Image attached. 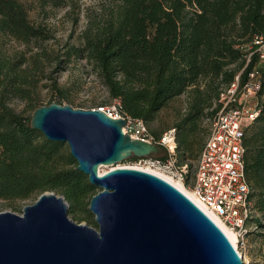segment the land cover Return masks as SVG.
Here are the masks:
<instances>
[{
  "label": "trees",
  "instance_id": "16d2710c",
  "mask_svg": "<svg viewBox=\"0 0 264 264\" xmlns=\"http://www.w3.org/2000/svg\"><path fill=\"white\" fill-rule=\"evenodd\" d=\"M27 11L19 0H0V32L26 44L52 38L29 21ZM259 35L264 36V0H115L83 31L81 44L71 45L64 54L67 60L74 56L92 63L108 95L120 101L121 113L146 122L193 88L189 111L175 127L176 151L182 150L177 162L183 164L202 148L193 134L200 131L197 120L211 107L212 98L218 102L219 91L237 73L241 83L245 81L256 56L243 69V45ZM37 57L30 63L23 54L8 57L0 51V198H37L54 191L64 197L70 213L89 214L97 187L76 169L63 142L47 139L30 126L31 115L23 116L7 103L16 97L26 100L32 112L41 106L34 99L41 64ZM262 78L258 114L243 135V159L254 211L247 225L264 228L255 217L259 213L264 219V64ZM50 80L49 85L59 89L56 79ZM62 98L47 105L62 104ZM220 106L218 102L210 116ZM155 156L165 158L166 153Z\"/></svg>",
  "mask_w": 264,
  "mask_h": 264
},
{
  "label": "water",
  "instance_id": "95a60500",
  "mask_svg": "<svg viewBox=\"0 0 264 264\" xmlns=\"http://www.w3.org/2000/svg\"><path fill=\"white\" fill-rule=\"evenodd\" d=\"M125 119L98 108L52 102L30 126L67 143L76 169L100 188L89 200L97 229L68 217V204L44 191L22 214L0 212V264H242L222 229L163 177L132 166L162 147L123 132Z\"/></svg>",
  "mask_w": 264,
  "mask_h": 264
},
{
  "label": "rangeland",
  "instance_id": "374dc122",
  "mask_svg": "<svg viewBox=\"0 0 264 264\" xmlns=\"http://www.w3.org/2000/svg\"><path fill=\"white\" fill-rule=\"evenodd\" d=\"M27 8L29 21L45 29L52 38L45 41H32L28 44L15 40L9 35L0 32V51L8 57L23 54L28 61H33V56L38 55L40 60L39 78L34 99L39 105H47L50 100H59L64 95L62 102L73 108L89 109L109 106L112 98L108 95L105 87L100 82L96 69L92 63L85 58L72 56L69 60L65 58L64 51L71 45H80L82 33L90 22L105 14L113 5L115 0H19ZM251 43L243 45V51H248ZM46 53V54H43ZM44 55V56H43ZM57 57L59 63L49 62L48 58ZM35 58V57H34ZM233 67V66H232ZM50 79H56L59 89L52 88ZM203 88V85L201 86ZM193 88L171 99L156 114L152 121L147 122L151 133L158 138L160 134L172 127H177L179 121L188 113L194 92ZM260 99V97H259ZM8 105L23 116H30L32 109L28 107L27 101L11 97L7 100ZM218 102L212 98L211 107L204 109V114L197 120L200 131L194 133L197 144H203L209 128L210 111L217 109ZM179 131V129H177ZM63 150L69 151L68 144L64 143ZM182 150L176 151V157ZM160 153H164L162 148ZM198 156V155H197ZM188 160L190 174L194 170L196 158ZM135 160L122 161L112 166L99 167L100 172L117 166H135ZM191 177L188 179L190 182ZM186 187V186H185ZM188 188V187H187ZM100 188L97 187V190ZM189 189V188H188ZM36 198L26 199H3L0 198V212H13L22 214L26 205L34 203ZM89 205V204H88ZM68 217L77 223L86 224L97 229L94 214H72L68 209ZM261 222L264 219L260 214H255ZM237 251L240 254L242 264H264V228L259 225H249L248 232L236 241Z\"/></svg>",
  "mask_w": 264,
  "mask_h": 264
},
{
  "label": "built area",
  "instance_id": "2783aa9c",
  "mask_svg": "<svg viewBox=\"0 0 264 264\" xmlns=\"http://www.w3.org/2000/svg\"><path fill=\"white\" fill-rule=\"evenodd\" d=\"M253 56H256V61L247 72L245 81L241 83L239 72L219 91L218 102L221 106L209 119L208 133L190 176L187 163L177 162L175 127L163 131L156 138L146 121L121 113L118 99L112 100L109 106L98 107L110 117L125 119L124 133L156 143L164 149L165 158H137L135 166L143 170L152 168L188 187L197 202L206 208L204 210L217 215L235 232L238 241L245 236L249 226L247 220L254 213L248 199L249 187L244 172L243 135L258 114L264 64L263 35L255 37L250 49L245 52L243 69Z\"/></svg>",
  "mask_w": 264,
  "mask_h": 264
},
{
  "label": "bare ground",
  "instance_id": "6f19581e",
  "mask_svg": "<svg viewBox=\"0 0 264 264\" xmlns=\"http://www.w3.org/2000/svg\"><path fill=\"white\" fill-rule=\"evenodd\" d=\"M132 167H136L138 168L137 166H132ZM148 171H151V172H154V173H157L158 175H161L162 177H164L165 179H167L168 181H170L171 183H173L178 189H180L185 195H187L192 201H194L197 205H199L203 210L206 209V208H203L201 206V204H199L196 200V198L194 197L193 193L191 192L190 189H188L187 187H185V185H183L182 183L178 182V181H175L174 179L168 177L167 175H165L164 173H161L157 170H154L152 168H144ZM99 173H102L99 171ZM207 215L222 229V231L227 235V237L230 239L231 243L233 245H237L236 244V241H237V236L235 234V232L227 225L225 224L222 220H220V218L215 215L214 213H212L211 211L209 210H204ZM237 247V246H236ZM238 249V248H237Z\"/></svg>",
  "mask_w": 264,
  "mask_h": 264
}]
</instances>
